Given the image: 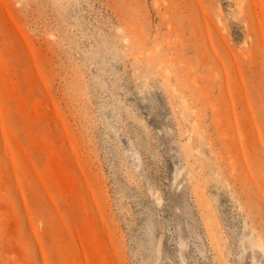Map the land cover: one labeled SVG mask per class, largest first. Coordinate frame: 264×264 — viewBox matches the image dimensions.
I'll list each match as a JSON object with an SVG mask.
<instances>
[{
  "label": "rangeland",
  "instance_id": "obj_1",
  "mask_svg": "<svg viewBox=\"0 0 264 264\" xmlns=\"http://www.w3.org/2000/svg\"><path fill=\"white\" fill-rule=\"evenodd\" d=\"M0 264H264V0H0Z\"/></svg>",
  "mask_w": 264,
  "mask_h": 264
}]
</instances>
